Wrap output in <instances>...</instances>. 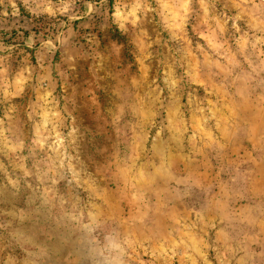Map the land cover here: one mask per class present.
Listing matches in <instances>:
<instances>
[{"label":"rangeland","instance_id":"rangeland-1","mask_svg":"<svg viewBox=\"0 0 264 264\" xmlns=\"http://www.w3.org/2000/svg\"><path fill=\"white\" fill-rule=\"evenodd\" d=\"M0 264H264V0H0Z\"/></svg>","mask_w":264,"mask_h":264}]
</instances>
